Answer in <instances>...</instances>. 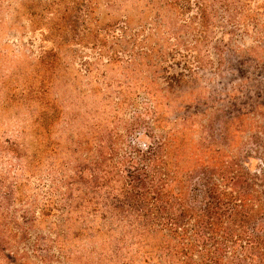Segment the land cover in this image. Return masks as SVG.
I'll list each match as a JSON object with an SVG mask.
<instances>
[{"label":"rangeland","instance_id":"rangeland-1","mask_svg":"<svg viewBox=\"0 0 264 264\" xmlns=\"http://www.w3.org/2000/svg\"><path fill=\"white\" fill-rule=\"evenodd\" d=\"M0 264H264V0H0Z\"/></svg>","mask_w":264,"mask_h":264}]
</instances>
